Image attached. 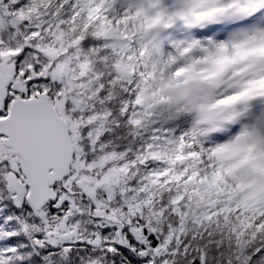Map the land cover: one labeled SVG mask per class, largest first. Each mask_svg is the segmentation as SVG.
<instances>
[{
	"label": "snow or ice",
	"instance_id": "6c2138e0",
	"mask_svg": "<svg viewBox=\"0 0 264 264\" xmlns=\"http://www.w3.org/2000/svg\"><path fill=\"white\" fill-rule=\"evenodd\" d=\"M244 148L264 0H0V264H264Z\"/></svg>",
	"mask_w": 264,
	"mask_h": 264
},
{
	"label": "rangeland",
	"instance_id": "374dc122",
	"mask_svg": "<svg viewBox=\"0 0 264 264\" xmlns=\"http://www.w3.org/2000/svg\"><path fill=\"white\" fill-rule=\"evenodd\" d=\"M217 63H219V62H217ZM238 152L243 153V156H242V159L240 160V163L247 166L246 167V174L250 175L251 170L249 169L248 165L251 161H253L257 158L256 155L253 154V152L250 148H244V149L238 150ZM260 157L264 158V154H261ZM258 168L264 172V165H261ZM255 173H256V171H255ZM243 187L249 192V196L246 198L249 202L255 197L256 194L264 193V187L260 183L259 177L256 180H250L248 183L243 185Z\"/></svg>",
	"mask_w": 264,
	"mask_h": 264
},
{
	"label": "trees",
	"instance_id": "16d2710c",
	"mask_svg": "<svg viewBox=\"0 0 264 264\" xmlns=\"http://www.w3.org/2000/svg\"><path fill=\"white\" fill-rule=\"evenodd\" d=\"M261 165H264V159H258V158H256V160L253 161V163L251 164L253 170L256 171V173L259 176L260 183L264 187V172L258 168Z\"/></svg>",
	"mask_w": 264,
	"mask_h": 264
}]
</instances>
